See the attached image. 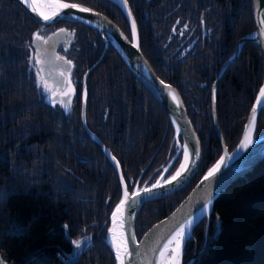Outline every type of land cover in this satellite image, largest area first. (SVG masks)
<instances>
[{
  "label": "trees",
  "instance_id": "trees-1",
  "mask_svg": "<svg viewBox=\"0 0 264 264\" xmlns=\"http://www.w3.org/2000/svg\"><path fill=\"white\" fill-rule=\"evenodd\" d=\"M63 1L104 14L132 39L128 20L114 2ZM128 2L144 56L162 80L180 91L202 146L190 183L142 207L136 221L140 240L176 210L222 156L212 89L237 42L255 26L248 0ZM61 29L66 33L55 36ZM37 32L52 38L41 48V59L47 50L61 73L64 66L55 57L72 61L75 91L69 110L49 102L39 87V63L30 59L37 55ZM104 50L96 29L65 20L42 24L18 3L0 0V254L8 264H65L76 256L73 241L84 240L88 243L76 264H117L106 235L122 199L121 183L82 124L84 76ZM86 84L88 126L120 162L129 191L157 182L183 143L166 109L112 46ZM263 84L264 53L247 43L218 86V121L230 152L242 139ZM262 137L264 109L254 139ZM180 163L181 157L166 179ZM192 259V264H264V160L223 192L211 218L195 228L184 262Z\"/></svg>",
  "mask_w": 264,
  "mask_h": 264
},
{
  "label": "water",
  "instance_id": "water-1",
  "mask_svg": "<svg viewBox=\"0 0 264 264\" xmlns=\"http://www.w3.org/2000/svg\"><path fill=\"white\" fill-rule=\"evenodd\" d=\"M8 1L18 3L27 12V14L30 17H32L34 20L42 24H54L58 21L65 20V21L87 25L99 31L100 34L102 35L105 41L104 53L100 58V60L92 68H90L86 73V75L84 76L83 92H82V124L84 129L91 136V138L94 139L101 146L105 155L108 157V159L116 168V171L119 176V180H120V172H123L120 162H119L120 166L119 168H117L115 161H113L112 159V157L113 156L115 157V155L112 153L111 149L108 148L93 131H91V129L88 126L87 116H86L87 101H88V90L86 84L87 76L89 73H91L94 70V68L97 65H99V63L103 60L105 54L108 52L111 46L118 51L119 55L123 59V62L128 66V68L132 71L135 77L151 91V93L156 97V99L160 102L163 108L166 109L175 130L177 129V126H179L180 133L177 134L176 132V136L177 138H181L183 143L182 144L179 143V150L176 156L174 157L170 165L166 168L167 171H164L161 177L157 180L160 181V186L154 188L153 193L150 196L146 195L142 191L146 187H142L140 189L136 187L134 192L139 193V195L136 197L137 202L131 209L126 208L125 212L127 214L126 215L124 214V217L126 220L125 223L126 232L134 233L135 235V240L129 241L130 251L134 250L133 259L139 260L141 264H147V261L149 260H152L153 264H158L156 258L152 255L151 249L155 247L157 242L163 243L162 238L167 237L169 232L172 230L173 226L178 221L183 220L188 215L195 216L196 223L194 224L192 229V237L190 240H186L183 246V257L181 264H185L184 257H185L186 246L194 237L195 228L201 223L202 220H204V218L206 217L211 218L215 203L218 200V198L222 195V193L225 192L234 181H237L238 179L245 176V174L250 172V170H248L249 168L247 164L249 162L251 163L252 161L253 165H258L264 159V137L256 140L254 139L257 120L259 118L261 111L264 109V107H257L256 102H257V98L259 97V94L253 105V108L257 107V112L255 114L256 124H255V131L253 134V142L247 147V149L241 150L240 144L243 140L244 133L246 131V125L249 123L250 117L253 114L252 110L248 117L247 123L245 124L242 139L238 144V146L232 152L229 151V148L224 140V136L218 121V113H217L218 86L227 67L235 60H237L243 47L247 43L257 44L264 53V31H261L262 25L260 23L261 19L264 18V0H248L252 12L255 29L253 32L243 36L237 42L234 54H232L230 58L227 60V62L221 67L218 77L216 78L215 84L212 89V116L222 148V156L216 162V164L221 161L222 157L224 158V163L221 164L220 170L214 175V177H211L208 181H205L203 179L204 176H206L208 171L212 169L216 164L213 165L204 174V176L200 179V181L196 184V186L193 188L190 194L184 199V201L176 208V210L168 217H166L165 219L161 220L160 222L152 226L142 236L140 240H138L136 234V221L144 204L168 197L174 194L175 192L183 189L185 186H187L190 183V181L193 179L195 174L197 173L199 163L201 160V155H202L201 140L188 115V111L180 91L175 86L162 80L155 73L153 67L144 56L142 52L139 26L128 0H127V7H125V5L121 2V0H110V1L117 4L122 9L128 20L130 29H131V20L132 18L135 19L137 32H138V39H139V48L136 47L137 41L133 37L132 31H131L132 39L130 40L122 31V29L116 23H114L109 17L105 16L104 14L90 7L80 4L83 7L92 9L93 11L91 13H82L79 12V10L77 9H63L61 14L58 15L53 21L45 22L36 12L32 11V9L28 6V4L24 2V0H8ZM65 3H69V2H65ZM128 8L131 9L132 17L128 16ZM95 13H98L99 15H96ZM161 81H163V83H161ZM169 85L171 86V91H174L179 96V101H180L179 104H177V102L172 99V96L170 94V89L167 87ZM262 87H264V84ZM85 90L87 92L86 101L83 95ZM262 103H264V101H262ZM184 143L188 144L189 151H194L195 149H198L199 155L194 160L192 167L190 168L188 173L183 177V179L180 181L179 184H177L176 182H173L172 184H165L164 181L167 180L165 179L166 175L170 171L175 160L181 157L182 158L181 163L183 162V156L181 153L183 151L182 146ZM238 150H239L238 155H234L235 153H237ZM229 156H233V159L229 160L228 159ZM116 161H118L117 158ZM124 182L126 183L125 177H124ZM154 184H156V182ZM152 185L147 186V188H152ZM121 187L123 192L122 183H121ZM128 192L130 197L134 193V192L131 193L129 191V188H128ZM209 197H211L212 199L211 214L205 215L203 214L202 209L206 204L207 200L209 199ZM111 216H110L109 229L106 235V243L110 247V249L112 250L115 256L114 242L112 241V233L110 231L112 229ZM129 216L131 218H129ZM83 253L84 251H79V253L76 255L77 257L69 261L67 264H76L80 260ZM196 257L197 255L194 258ZM0 258L3 259L5 264H8L1 254H0ZM193 261L194 259H192L188 264H192ZM116 263L118 264L117 260ZM131 263L134 264L133 261H131ZM126 264H128V261H126Z\"/></svg>",
  "mask_w": 264,
  "mask_h": 264
},
{
  "label": "snow or ice",
  "instance_id": "snow-or-ice-1",
  "mask_svg": "<svg viewBox=\"0 0 264 264\" xmlns=\"http://www.w3.org/2000/svg\"><path fill=\"white\" fill-rule=\"evenodd\" d=\"M26 4L32 9L33 12H36L45 22L53 21L58 15L61 14L63 9H77L82 13H91L93 10L87 7H83L77 3H65L63 0H24ZM121 2L127 7V0H121ZM99 15L98 13H95ZM128 16L132 17L131 9L128 8ZM179 23V21H177ZM262 28L261 31H264V18L260 21ZM187 25H184V28L187 29ZM67 30L61 29L59 32L55 33V36H60L65 34ZM131 31L133 37L136 39V47L139 48V39L138 32L136 27V21L134 18L131 20ZM175 32V29H173ZM183 34V32H181ZM123 35V34H122ZM52 38H45L39 32L34 34V43L39 42L36 52L37 55L30 57V59L35 60L37 63L48 64L51 62L50 53L45 50L43 56L44 60L41 59V48L45 46H49V41ZM56 60L61 61V64L64 66V72L61 74L59 78L52 77L49 75L50 79H53L55 83L58 85V90L61 95L57 96V100L54 103H59L64 109L69 110L71 105V99L74 94L75 89L72 86L71 79V68L72 61L65 60L64 57H55ZM41 71H44L42 68ZM38 81L43 87L45 92L49 93L51 97L53 95V90L48 88L45 77L40 75V72L37 73ZM163 83V81H161ZM170 89V94L172 99L179 104V96L171 91V86H167ZM84 99H87V92L84 91ZM264 87L259 90V97L257 98V107H264ZM257 107L252 109V116L250 117L249 123L246 125V131L244 133L243 140L240 144V149L244 150L253 142V134L255 131L256 124V112ZM177 134L180 133V128L177 126L176 129ZM182 151L183 162L179 164V168L175 170L174 174L170 176L169 179L165 180V184H172L176 182L177 184L183 179V177L188 173L190 168L193 165L194 160L199 155V150L195 149L194 151H189V146L187 143H184ZM239 150L234 155H238ZM113 161H115L117 168H119V161H116V158L112 157ZM229 160L233 159V156L228 157ZM224 163V158H221V161L218 162L212 169H210L206 176H204V180L208 181L211 177L220 170L221 164ZM167 171V169H165ZM163 179V178H161ZM120 180L123 184V197L120 202L117 204L115 211L112 213L111 221H112V229L110 230L112 233V241L114 242V250L116 260L118 264H131V260L134 257V250L129 249V241L135 240L134 233H127L125 229V217L124 212L126 208L131 209L137 202L136 197L139 195L138 192H134L131 197L128 192V184L124 182V174L120 172ZM160 186V181H157L156 184L152 185V188H144L142 191L146 195H152L153 189ZM135 187V186H133ZM211 204L212 199L209 197L206 204L204 205L202 212L205 215L211 214ZM175 215V214H174ZM129 218H131L129 216ZM219 219V217H217ZM196 223V217L193 215L186 216L183 220L178 221L169 232L166 238L163 239V243L157 242L155 247L151 249L152 255L156 258L158 264H181L183 257V246L186 240H190L192 237V229L194 224ZM67 227V226H65ZM77 248L81 246L80 241H73ZM0 264H5L2 258H0ZM147 264H153L152 260L147 261Z\"/></svg>",
  "mask_w": 264,
  "mask_h": 264
},
{
  "label": "rangeland",
  "instance_id": "rangeland-1",
  "mask_svg": "<svg viewBox=\"0 0 264 264\" xmlns=\"http://www.w3.org/2000/svg\"><path fill=\"white\" fill-rule=\"evenodd\" d=\"M61 37V35L59 36ZM45 58H43L42 60H44ZM54 61H51L49 64L52 66ZM45 67H47L48 69H46ZM39 68H40V75L41 76H44L45 77V80H46V83H47V86L48 88L52 89L53 90V95L50 97L49 96V93L48 92H45L43 87H41L39 81H38V84H39V87L41 88V90L44 92V94L46 95L47 97V100L51 103H54V101L57 100V96L61 95V93L59 92L58 90V85L55 83V81L53 79H50L49 78V75H51L52 77H57L59 78L61 76V72H60V67L58 64H55L53 65V71H50L48 65L44 64V63H39ZM45 69V71L47 72L48 74V77L44 74L43 71H41V69ZM88 72V71H87ZM38 73V72H37ZM90 74V73H89ZM88 74V75H89ZM88 77V76H87ZM87 80V79H86ZM58 103V102H57ZM87 110V109H86ZM182 159V158H181ZM178 169V168H177ZM174 174V173H173ZM167 176V175H166ZM204 176V175H203ZM170 178V177H168ZM167 178V179H168ZM166 179V178H165ZM144 187H147V186H144ZM142 188V187H141ZM140 189V188H139ZM196 259V258H194Z\"/></svg>",
  "mask_w": 264,
  "mask_h": 264
},
{
  "label": "bare ground",
  "instance_id": "bare-ground-1",
  "mask_svg": "<svg viewBox=\"0 0 264 264\" xmlns=\"http://www.w3.org/2000/svg\"><path fill=\"white\" fill-rule=\"evenodd\" d=\"M122 60H123V59H122ZM48 64H49V63H48ZM48 64H46V65H48ZM48 66H49V65H48ZM43 72H44V74L48 77V74H47V72L45 71V69H44ZM252 108H253V107H252ZM251 110H252V109H251ZM250 112H251V111H250ZM249 115H250V114H249ZM246 123H247V122H246ZM263 160H264V159H263ZM263 160H262V161H263ZM259 164H260V163H259ZM259 164H258V165H259ZM247 165H248V168H249L248 170H250L249 173L253 172V171L256 169V167L258 166V165H253V164H252V161H251V163L249 162ZM249 165H250V166H249ZM249 173H247V174H249ZM245 175H246V174H245ZM238 180H239V179H238ZM235 182H236V181H234L233 183H235ZM233 183H232V184H233ZM232 184H231V185H232ZM231 185H230V186H231ZM124 214L126 215L127 213L125 212ZM87 243H88L87 240H84L79 248H77L76 245H74V250H75V251L77 250L76 255L79 253V251H84V249H85ZM83 248H84V249H83ZM76 257H77V256H75V258H76ZM75 258H72L71 260H73V259H75ZM71 260H67V261H65V264H67V263H68L69 261H71ZM131 261H133L134 264H141L140 261H139V260H136V259H135V260L132 259ZM188 263H189V262H188ZM188 263H185V264H188ZM131 264H132V263H131Z\"/></svg>",
  "mask_w": 264,
  "mask_h": 264
}]
</instances>
